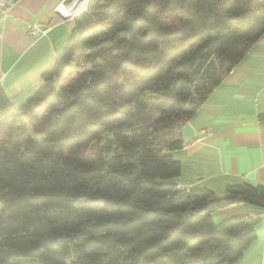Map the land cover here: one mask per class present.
<instances>
[{
	"label": "trees",
	"instance_id": "obj_1",
	"mask_svg": "<svg viewBox=\"0 0 264 264\" xmlns=\"http://www.w3.org/2000/svg\"><path fill=\"white\" fill-rule=\"evenodd\" d=\"M72 20L33 96L0 85V264L238 262L261 219L212 212L264 210V186L182 188L171 151L263 37L264 0H96Z\"/></svg>",
	"mask_w": 264,
	"mask_h": 264
},
{
	"label": "crops",
	"instance_id": "obj_2",
	"mask_svg": "<svg viewBox=\"0 0 264 264\" xmlns=\"http://www.w3.org/2000/svg\"><path fill=\"white\" fill-rule=\"evenodd\" d=\"M71 1L20 0L0 22V85L14 106L34 95L43 83L42 74L63 50L65 27L73 18L62 21L55 9ZM83 1H78L81 9L90 4ZM34 24L47 30L45 34H31ZM263 112L264 35L185 126L184 146L171 151L182 164L176 183L182 188H208L219 197L225 196L228 185L264 186V122L259 120ZM262 214L259 207L236 202L215 209L212 217L218 224L238 215ZM257 233L258 238L233 264H264V218Z\"/></svg>",
	"mask_w": 264,
	"mask_h": 264
},
{
	"label": "built area",
	"instance_id": "obj_3",
	"mask_svg": "<svg viewBox=\"0 0 264 264\" xmlns=\"http://www.w3.org/2000/svg\"><path fill=\"white\" fill-rule=\"evenodd\" d=\"M20 0H0V22L5 20L8 15H9V11L11 9V7L15 4H17ZM79 0H72L71 2H64L62 4H60V6L58 8L55 9V12L57 14H59L62 18V21H67L69 19L73 18V15L75 14H66L65 11H68V8L71 9L73 8V6H75L76 4H78ZM66 8V9H65ZM89 8V4H85V7L77 12H81V11H86ZM61 11L64 13L62 14ZM76 12V13H77ZM47 30H42L39 25L34 24L30 27V32L31 34L35 35V36H40L42 34H45Z\"/></svg>",
	"mask_w": 264,
	"mask_h": 264
},
{
	"label": "rangeland",
	"instance_id": "obj_4",
	"mask_svg": "<svg viewBox=\"0 0 264 264\" xmlns=\"http://www.w3.org/2000/svg\"><path fill=\"white\" fill-rule=\"evenodd\" d=\"M88 1H89V0H88ZM93 2H94V0H90L89 3L91 4V3H93ZM87 3H88V2H87ZM90 4H89V6H90ZM72 25H73L72 23H69V24L66 25V27H65L66 30H67V31H66V32H67V33H66V38H65L66 41H68V39L70 38ZM65 45H66V44H65ZM65 45L63 46V49H64ZM62 52H63V50L60 51V54H61ZM60 54H59V55H60ZM89 152H90L91 154H96V153L98 152L96 146L92 145V146L90 147V149H89ZM108 157H110V155H108Z\"/></svg>",
	"mask_w": 264,
	"mask_h": 264
},
{
	"label": "bare ground",
	"instance_id": "obj_5",
	"mask_svg": "<svg viewBox=\"0 0 264 264\" xmlns=\"http://www.w3.org/2000/svg\"><path fill=\"white\" fill-rule=\"evenodd\" d=\"M85 1V0H84ZM83 1V2H84ZM81 3L82 2H78V4H76L75 6H73V8H71V9H69L68 8V11H65V13L66 14H69V15H71V14H74V13H76L77 11H79V10H81V8H80V6H81ZM83 7H85V6H83ZM66 9V8H65ZM83 9V8H82Z\"/></svg>",
	"mask_w": 264,
	"mask_h": 264
},
{
	"label": "water",
	"instance_id": "obj_6",
	"mask_svg": "<svg viewBox=\"0 0 264 264\" xmlns=\"http://www.w3.org/2000/svg\"><path fill=\"white\" fill-rule=\"evenodd\" d=\"M82 12H84V11H81V12H77V13H75V14L73 15V18H74L75 16L79 15V14L82 13ZM257 218H258V219H262V218H264V214L257 216Z\"/></svg>",
	"mask_w": 264,
	"mask_h": 264
}]
</instances>
